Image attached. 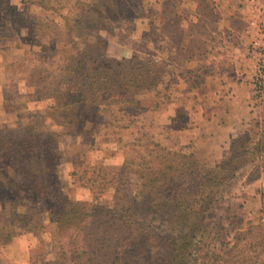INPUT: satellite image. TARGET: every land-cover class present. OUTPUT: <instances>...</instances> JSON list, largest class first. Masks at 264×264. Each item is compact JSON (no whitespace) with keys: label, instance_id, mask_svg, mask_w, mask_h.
I'll return each instance as SVG.
<instances>
[{"label":"rangeland","instance_id":"374dc122","mask_svg":"<svg viewBox=\"0 0 264 264\" xmlns=\"http://www.w3.org/2000/svg\"><path fill=\"white\" fill-rule=\"evenodd\" d=\"M174 1L173 10L169 7L168 14L163 17L158 12L160 1L144 0L139 5L140 11H136L137 17L120 23L111 22L109 31L95 30L88 24L102 22L99 19L88 21L95 17L91 10L98 9L101 12L96 13L109 18L126 8L131 11L137 0H44V6L37 0H0V15L5 14V5L10 3L20 16L14 19L19 26V35L4 37L0 41V131L31 125L35 114L46 113L49 100L41 101L39 97L46 92L47 78L54 75L62 57L68 53L65 50L71 46L67 35L70 26L73 30L79 26L90 40L94 35L101 36L106 41L108 58L116 61L127 59L122 75L127 78L137 75L144 81L143 90L133 89L122 95L112 93L105 103L95 106L76 124L75 133L64 132L58 137L62 153L58 173L63 191L73 200L96 205L97 213L90 215L89 209L90 216L83 221L86 232L77 233V240L70 244L72 238L62 236L58 225L46 214L33 213L28 228H17L14 237L0 246V264H50L61 246L72 250L80 245V237L90 244L89 241L97 234L103 236L111 232L113 222H118L112 210L134 198L139 189L140 156H145L155 144L193 152L178 145V132L170 133L163 126L170 114L183 118L179 125L191 118L195 100L185 97L189 84L182 80L189 77L193 84L197 77L192 78L196 74L187 73L186 61L204 54L207 42L202 39L214 41V36L209 37L208 29L215 28L217 12L222 16L233 13L230 24L241 31L242 52L250 59L249 49L255 34L251 20L259 17L251 9L252 0ZM198 14L201 19L195 18ZM77 16H89V19L81 18L78 22ZM33 19L40 20L35 28L30 29L35 24ZM259 19L261 32L258 35L264 41L261 37L264 21ZM190 21L195 22L191 38L186 34ZM227 36L228 33L225 37L231 40ZM38 37L41 41H33ZM186 42L187 47L184 48ZM250 66L251 61L243 75L246 79ZM154 75H157L158 82L150 87L147 82ZM258 107L263 109L255 114L251 126L256 120L264 122V103L254 108ZM45 123L49 129L62 133V128L54 127L50 119L45 118ZM229 144L230 141L220 159L204 162L211 167L218 164L229 155ZM261 172H264V155L249 161L234 178L220 187L216 193L217 201L203 219L215 232L216 238L232 243L236 232L246 228L249 222H264V193L262 205L242 196L247 192V183ZM28 208L24 203L18 212L28 211ZM9 216V208L0 206V227L9 226ZM141 219L142 222H150L155 230H163L170 222L161 212H149ZM92 222L100 227L99 231ZM135 248V252L140 251L142 245ZM150 255L154 260L157 253Z\"/></svg>","mask_w":264,"mask_h":264},{"label":"trees","instance_id":"16d2710c","mask_svg":"<svg viewBox=\"0 0 264 264\" xmlns=\"http://www.w3.org/2000/svg\"><path fill=\"white\" fill-rule=\"evenodd\" d=\"M155 1H160L158 12L163 17L169 7L174 8V0ZM37 2L45 5L44 0ZM137 2L131 11L126 8L109 18L101 17L96 13L101 11L93 9L94 18L77 16L76 20L99 19L102 22L88 24L95 30L110 31L111 22L137 17L136 11H140L139 5L144 0ZM5 6V14L0 15V41L19 35V26L14 22L20 17L17 9L10 3ZM38 20L33 19L35 24L30 29L36 27ZM68 32L71 45L65 50L68 53L54 75L47 78L46 92L39 97L41 101L49 100L46 113L35 114L31 125L0 131V206L9 208L11 221L8 227H0V246L14 237L17 228H28L33 213L46 214L58 225L62 236L72 238L70 244L77 240V233L86 232L83 221L89 209L90 215L97 213L96 205L73 200L63 191L58 173L62 159L58 137L64 132L75 133L76 124L95 106L105 103L112 93L143 90L144 81L137 75L132 78L122 75L127 59L116 61L107 57L106 41L101 36L94 35L90 40L79 26L77 30L70 26ZM38 40L41 41L40 37L33 38ZM157 82L154 75L147 84L153 87ZM45 118L54 127L62 128V133L49 129ZM262 155L264 122L258 121L230 139L229 155L213 167L193 152L155 144L139 158L136 195L112 210L118 219L113 222V230L103 236L97 234L90 244L80 237V245L72 250L61 246L50 264H264V222H249L236 232L232 243L216 238L215 232L203 222L217 201L220 187L249 161ZM24 203L29 210L18 212ZM149 212L167 216L170 222L166 228L155 230L150 222H142L141 218ZM95 229L99 231L100 227ZM139 244L142 249L135 252ZM151 253H157L154 260Z\"/></svg>","mask_w":264,"mask_h":264},{"label":"crops","instance_id":"0c3cea01","mask_svg":"<svg viewBox=\"0 0 264 264\" xmlns=\"http://www.w3.org/2000/svg\"><path fill=\"white\" fill-rule=\"evenodd\" d=\"M255 4L263 7V10L257 11ZM250 5L254 15L264 21V0H252ZM232 14L230 12L222 16L221 12H217L215 28L208 29L209 37L214 36V41L202 39L201 41L207 42L204 54L186 61L187 73L196 74L192 78L197 77L193 84L188 80L189 77L182 80L184 84H189L185 97L187 100H195L189 122L179 125L178 122L183 118L170 114L167 124L163 125L170 133H179V146L193 151L203 161L220 159L230 139L248 129L255 114L263 109L249 105V89L247 81L245 82L246 76L243 75L247 73L245 69L251 60L242 52V40L239 38L241 31L230 24ZM195 18L201 19L202 16L198 14ZM193 23L186 29L189 38L193 37ZM227 33L231 40L225 37ZM261 37L264 38V25ZM187 42L184 48L187 47ZM222 148L224 150L221 152ZM246 187L247 192L242 193L245 200L253 199L262 205L264 172L247 183Z\"/></svg>","mask_w":264,"mask_h":264},{"label":"built area","instance_id":"2783aa9c","mask_svg":"<svg viewBox=\"0 0 264 264\" xmlns=\"http://www.w3.org/2000/svg\"><path fill=\"white\" fill-rule=\"evenodd\" d=\"M254 7L260 11L261 6L255 4ZM257 20L256 17L251 20V24L255 27V34L250 44L251 68L246 79L249 88V105L253 108L264 103V41L258 35L261 30Z\"/></svg>","mask_w":264,"mask_h":264}]
</instances>
